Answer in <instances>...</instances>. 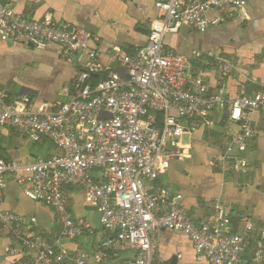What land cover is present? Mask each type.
Wrapping results in <instances>:
<instances>
[{
	"label": "built area",
	"instance_id": "1",
	"mask_svg": "<svg viewBox=\"0 0 264 264\" xmlns=\"http://www.w3.org/2000/svg\"><path fill=\"white\" fill-rule=\"evenodd\" d=\"M246 5L247 0H160L154 6L161 16L151 23L145 46L133 54L118 48L108 53L119 67L113 70L100 63L99 53L90 47L99 39L86 30L59 27L51 14L30 20L0 0L1 40L37 49L56 45L61 60L77 68L51 109L33 112L28 97L9 101L0 87V127L33 143L45 139L59 152L32 163L0 157V233L12 235L18 247L9 253L21 256L10 264H154V238L162 230L186 236L196 262L243 264L255 230L251 220L240 218L242 232L235 233L227 210L215 203L210 214L195 221L182 206L181 194L159 179L172 162L188 157L182 137L200 124L208 127L215 107L225 108L222 91L210 94L202 74L190 79L188 60L165 47L164 37L182 27L205 33L222 22L221 17L207 18L213 11L246 18ZM214 67L221 77L232 70L222 56L215 58ZM100 74L106 78L91 85L90 76ZM252 113L260 114L264 124V90L229 104L226 118L239 123L240 131L208 167L228 165L245 172L247 146L256 134ZM6 175L26 199L53 210L55 236L30 234L21 215L2 209ZM68 188L80 190L85 205L95 209L98 229L72 217ZM259 239L264 242V225ZM78 240H93L92 249L77 252L65 245ZM260 244L257 257L264 255Z\"/></svg>",
	"mask_w": 264,
	"mask_h": 264
},
{
	"label": "crops",
	"instance_id": "2",
	"mask_svg": "<svg viewBox=\"0 0 264 264\" xmlns=\"http://www.w3.org/2000/svg\"><path fill=\"white\" fill-rule=\"evenodd\" d=\"M158 1L4 0L14 12L30 20L51 14L59 27L77 26L97 37L99 41L91 43L90 47L99 53L100 63L113 70L119 67L108 58L112 49L133 54L145 46L151 23L161 16L154 6ZM216 17H221L222 22L210 26L203 34L182 27L164 37L165 47L188 60L190 79L202 74L210 83V94L222 91L225 108L215 107L208 117V127L200 124L182 137L181 144L186 146L188 157L172 162L159 182L171 185L181 194L182 206L195 221L210 214L215 203L227 210L235 233L242 232L240 218L250 219L255 230L242 261L243 264H264V255H256L261 243L259 231L264 225V124L261 115L252 113L249 117L256 134L247 146L245 172H235L228 165L222 169H203L205 159L209 161L219 156L230 138L240 131L239 123H231L226 118L229 104L241 96L264 90V0H247L246 18L235 12L207 14L209 20ZM218 56L232 66L227 77L216 72L214 60ZM76 71V67L61 60V50L56 45L37 49L30 43L0 39V87L7 90L9 101L28 97L33 112L44 107L51 109L61 90L72 83ZM58 153L45 139L33 143L12 128L0 127V157L6 162L32 163ZM187 170L197 174L189 177ZM66 195L72 217L85 220L98 229V214L85 205L82 192L68 188ZM86 208L92 209L95 219L83 214ZM2 209L21 215L25 228L32 235L51 238L57 234L53 210L26 199L10 175L5 176ZM92 241L78 240L65 245L78 252L91 250ZM154 243V264H208L196 262L190 241L181 233L162 230L155 236ZM260 245L264 247V242ZM17 247L11 234L0 233V264L19 260L21 256L9 253Z\"/></svg>",
	"mask_w": 264,
	"mask_h": 264
},
{
	"label": "rangeland",
	"instance_id": "3",
	"mask_svg": "<svg viewBox=\"0 0 264 264\" xmlns=\"http://www.w3.org/2000/svg\"><path fill=\"white\" fill-rule=\"evenodd\" d=\"M185 139H187V136H185ZM207 159H205V161H204V164H203V169H205V170H209V168H208V166H207ZM196 165V164H195ZM214 171H215V169H214ZM186 173L189 175V177H193V176H195L196 174H197V172L196 171H186ZM91 211H92V209H89V208H86L85 209V211H84V215L87 217V218H90V219H95V216L93 215V214H91ZM81 214H82V212H80Z\"/></svg>",
	"mask_w": 264,
	"mask_h": 264
},
{
	"label": "trees",
	"instance_id": "4",
	"mask_svg": "<svg viewBox=\"0 0 264 264\" xmlns=\"http://www.w3.org/2000/svg\"><path fill=\"white\" fill-rule=\"evenodd\" d=\"M106 78L105 74H100V75H91L89 78V83L91 85H95L97 82H99L100 80H103ZM161 115L158 116V122H161Z\"/></svg>",
	"mask_w": 264,
	"mask_h": 264
}]
</instances>
